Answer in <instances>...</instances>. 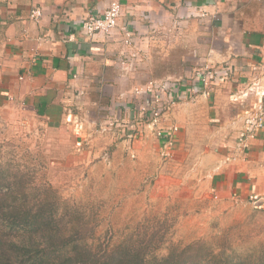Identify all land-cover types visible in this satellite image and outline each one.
<instances>
[{
    "label": "crops",
    "instance_id": "0c3cea01",
    "mask_svg": "<svg viewBox=\"0 0 264 264\" xmlns=\"http://www.w3.org/2000/svg\"><path fill=\"white\" fill-rule=\"evenodd\" d=\"M113 1L122 5L120 28L85 34L82 18ZM122 27L136 45L124 44ZM206 66L229 75L195 94L185 89L164 126H179L176 148L190 151L196 137L193 152L216 151L220 164L204 180L211 200L227 206L264 196V127L239 140L255 97L232 101L257 80L264 86V0H0V105L18 102L52 122L102 98L114 108L133 99L139 114L146 99L136 89L148 79L194 81Z\"/></svg>",
    "mask_w": 264,
    "mask_h": 264
},
{
    "label": "rangeland",
    "instance_id": "374dc122",
    "mask_svg": "<svg viewBox=\"0 0 264 264\" xmlns=\"http://www.w3.org/2000/svg\"><path fill=\"white\" fill-rule=\"evenodd\" d=\"M126 101L127 108L106 98L81 101L61 122L18 102L1 104L0 162L78 206L97 224L88 240L95 248L128 237L160 245L162 254L172 244L199 240L231 243L242 254L264 247V196L227 206L211 200L204 180L220 164L216 151L193 152L199 147L194 137L190 151L179 147L165 159L163 138L147 112L139 115L135 101ZM145 231L158 235L149 241Z\"/></svg>",
    "mask_w": 264,
    "mask_h": 264
},
{
    "label": "trees",
    "instance_id": "16d2710c",
    "mask_svg": "<svg viewBox=\"0 0 264 264\" xmlns=\"http://www.w3.org/2000/svg\"><path fill=\"white\" fill-rule=\"evenodd\" d=\"M91 221L51 185L32 186L0 162V264H264L263 246L242 254L231 243L206 240L172 244L165 254L139 237L95 248ZM157 235L143 234L149 241Z\"/></svg>",
    "mask_w": 264,
    "mask_h": 264
},
{
    "label": "built area",
    "instance_id": "2783aa9c",
    "mask_svg": "<svg viewBox=\"0 0 264 264\" xmlns=\"http://www.w3.org/2000/svg\"><path fill=\"white\" fill-rule=\"evenodd\" d=\"M122 5L119 1H113L102 14H88L82 18L81 29L88 36H94L97 33L110 34L120 28V19L123 15ZM41 8L36 7L30 14L32 18L38 20L42 16ZM204 14V13H202ZM193 15V13H192ZM124 33V44L126 46L136 45L137 35L128 27H122ZM128 58V57H127ZM228 71L217 69L214 66H206L197 71L196 78L189 86L188 80L184 78H166V79H148L141 87L136 89V93L146 99L143 107L139 110L147 112L149 124L154 126V131L163 138V157L170 158L176 149V136L179 126L175 123H169L164 126L167 117L170 116L171 109L179 99H183L188 91L195 94L203 89L209 88L217 80L224 81L228 77ZM187 89L188 91H185ZM255 97L252 106L247 109L243 118L244 134L240 136V142H243L246 135L254 137L256 132L264 127V86L257 80L251 84L250 92H240L233 96L234 102H245V100ZM178 99V100H177ZM247 132V133H246ZM246 134V135H245ZM260 197L252 195L251 199L258 200Z\"/></svg>",
    "mask_w": 264,
    "mask_h": 264
}]
</instances>
